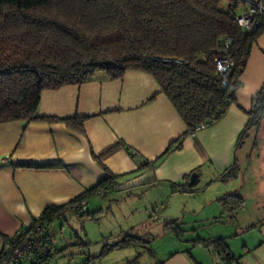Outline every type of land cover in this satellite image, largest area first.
Segmentation results:
<instances>
[{"label":"trees","instance_id":"16d2710c","mask_svg":"<svg viewBox=\"0 0 264 264\" xmlns=\"http://www.w3.org/2000/svg\"><path fill=\"white\" fill-rule=\"evenodd\" d=\"M222 1L0 0V124L62 121L82 132V118L38 116L41 92L82 84L96 71H104L115 80L129 70L147 73L155 79L160 93L166 96L186 126L182 136L211 118L219 121L231 104H237L241 74L253 46L264 32V16L257 15L252 28L242 30L234 22L231 0H226L225 9L220 7ZM223 38L229 40L231 62L224 71L214 57V50ZM245 113L247 122L237 137V148L247 138L249 130H259L264 121V86ZM180 147V139L173 141L164 155ZM234 162L224 173L233 171L236 157ZM21 166L51 168L57 165L27 163ZM115 179L116 176L110 174L67 204L45 208L31 224H39L47 238L52 222L63 211H71L70 206L89 200L102 189L118 186ZM196 182L197 179L187 185L186 181L181 191L185 192ZM219 202L224 208L235 210L242 206L243 199L233 193L220 197ZM101 213L85 210L77 216L97 220ZM169 223L177 226L174 220ZM169 228L166 231L169 232ZM143 236L123 234L120 240L103 245L101 254L138 246L151 252L145 247L149 241ZM194 242L211 246L223 264L236 263L225 238L211 237ZM53 256L54 251L51 258ZM138 261L139 255L124 264H138Z\"/></svg>","mask_w":264,"mask_h":264},{"label":"crops","instance_id":"0c3cea01","mask_svg":"<svg viewBox=\"0 0 264 264\" xmlns=\"http://www.w3.org/2000/svg\"><path fill=\"white\" fill-rule=\"evenodd\" d=\"M253 1L264 5V0ZM240 82L237 104H231L215 125L192 137L182 136L184 122L147 73L129 70L113 80L104 71H96L82 84L43 90L37 115L82 118L83 131L62 121L0 124V251L6 238L31 224L45 208L67 204L110 174L116 176L118 185L112 189H124L163 184L183 187L191 172L196 170L198 181L202 169L224 172L234 165L235 157L233 171L236 167L240 171L236 140L247 122L245 112L264 86V32L249 54ZM179 139L181 147L164 155L169 144ZM27 163L57 166H21ZM240 177L235 174L226 180L235 186L242 182L243 188L246 183ZM239 188L213 198L221 206V214H230L235 220L223 238L229 241L225 242L236 257L235 264H264V217L259 218L256 212V206L262 203H254V211L248 212L245 223H240L244 198L252 195L255 200L256 192H246L243 197ZM233 193L242 197V206L235 210L224 208L219 198ZM97 196L101 197L94 194L89 202ZM98 210L104 214L103 208L94 212ZM131 233L133 230L124 234ZM238 235L242 237L239 249L232 241ZM177 243L164 247L161 254L148 251L138 264L143 259L145 264H223L211 246L184 239ZM51 247L55 257L58 250Z\"/></svg>","mask_w":264,"mask_h":264},{"label":"rangeland","instance_id":"374dc122","mask_svg":"<svg viewBox=\"0 0 264 264\" xmlns=\"http://www.w3.org/2000/svg\"><path fill=\"white\" fill-rule=\"evenodd\" d=\"M220 7L225 9L227 1L223 0ZM236 156L240 171L236 167L229 174L223 171L217 173L206 167L199 173L196 184L185 189V192L181 191V186L167 184L111 189L106 197L100 195L88 202L89 212L103 208L104 214L97 220L81 219L71 212H64L47 231L50 244L58 250L51 264H124L138 255L139 259L147 256L148 251L142 247L117 248L101 254L103 245L120 240L124 233L132 230L133 233L144 235L143 239L149 241L145 243L146 248L160 254L164 247L179 245L177 242L181 239L190 243L196 239L223 237L235 220L230 214L222 215L221 206L213 198L231 193L229 191L239 186L237 191L242 196L254 191L256 199L253 200L252 195L244 198L245 210L239 213L238 221L245 223L248 212L254 211L256 202L262 203L256 206V212L260 213L258 217H264V121L259 130H249ZM235 174L244 177L246 184L243 188L242 182L237 186L227 182L226 178ZM172 220L177 226L169 223ZM168 227H171L169 232H164V228ZM233 240L239 249L241 235L235 236ZM225 241L228 240L225 238ZM139 264H145V259Z\"/></svg>","mask_w":264,"mask_h":264},{"label":"built area","instance_id":"2783aa9c","mask_svg":"<svg viewBox=\"0 0 264 264\" xmlns=\"http://www.w3.org/2000/svg\"><path fill=\"white\" fill-rule=\"evenodd\" d=\"M230 5L235 11L234 22L242 30H250L257 15L264 16V5H262L261 1L231 0ZM228 52L229 40L223 38L214 50L215 60L223 65V71L231 65ZM217 122L218 120L215 118L202 122L194 131L189 132L188 136L192 137L198 131L207 129ZM183 187L185 188V185ZM107 193L108 189L99 191L101 196H105ZM88 202V199H83L69 208L73 213L79 215L87 210ZM52 253L53 250L50 242L44 236L41 226L39 224H29L22 226L15 235L4 241L0 252V264H21L25 262L31 264H51Z\"/></svg>","mask_w":264,"mask_h":264},{"label":"water","instance_id":"95a60500","mask_svg":"<svg viewBox=\"0 0 264 264\" xmlns=\"http://www.w3.org/2000/svg\"><path fill=\"white\" fill-rule=\"evenodd\" d=\"M197 177V173L196 172H192L189 176V185H192L194 183V181L196 180Z\"/></svg>","mask_w":264,"mask_h":264}]
</instances>
